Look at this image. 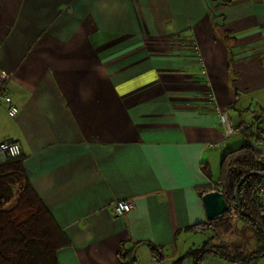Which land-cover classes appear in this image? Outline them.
I'll return each instance as SVG.
<instances>
[{"label": "crops", "instance_id": "0c3cea01", "mask_svg": "<svg viewBox=\"0 0 264 264\" xmlns=\"http://www.w3.org/2000/svg\"><path fill=\"white\" fill-rule=\"evenodd\" d=\"M0 69L19 107L0 104V142L25 151L69 242L59 264H157L150 244L173 264L208 240L234 259L264 250L236 215L188 229L209 222L201 196L225 152L264 150V0H0ZM220 112L241 132L225 140ZM121 198L134 208L117 215Z\"/></svg>", "mask_w": 264, "mask_h": 264}, {"label": "trees", "instance_id": "16d2710c", "mask_svg": "<svg viewBox=\"0 0 264 264\" xmlns=\"http://www.w3.org/2000/svg\"><path fill=\"white\" fill-rule=\"evenodd\" d=\"M23 162L22 156L0 164V264H59L58 252L69 242L48 207L31 187ZM203 170L211 177L209 166L204 165ZM243 178L236 198V188ZM263 179L264 152L261 149L245 142L226 151L217 184L229 208L224 216L213 221L236 213L264 232V210L255 196V189ZM203 225L198 223L188 229L200 230ZM150 249L157 264H164L162 250L154 244H150ZM210 253L231 261L246 262L261 257L264 250L241 260L226 256L218 246H205L188 252L173 264H183L186 256L192 257L194 264H200ZM119 258L125 264H137L131 251L119 253Z\"/></svg>", "mask_w": 264, "mask_h": 264}, {"label": "built area", "instance_id": "2783aa9c", "mask_svg": "<svg viewBox=\"0 0 264 264\" xmlns=\"http://www.w3.org/2000/svg\"><path fill=\"white\" fill-rule=\"evenodd\" d=\"M10 78L11 75L8 71L0 69V104L4 106L9 116L16 117L19 113V107L15 104L9 89L7 88V82ZM219 118L223 127L225 140L241 132L242 128L233 122L228 112H220ZM259 132L262 145L264 146V126L260 128ZM24 153L25 151L18 141L5 140L0 142V164L7 162L8 160L22 157ZM256 196L264 210V179L257 188ZM133 208V202L124 198L116 200L113 204V211L117 215L127 214L133 210Z\"/></svg>", "mask_w": 264, "mask_h": 264}, {"label": "water", "instance_id": "95a60500", "mask_svg": "<svg viewBox=\"0 0 264 264\" xmlns=\"http://www.w3.org/2000/svg\"><path fill=\"white\" fill-rule=\"evenodd\" d=\"M243 180L244 178L240 181L236 188V198L238 195L239 186L242 184ZM201 200L207 219L209 221H213L224 216L228 211L229 207L227 199L224 193L220 190H211L203 193L201 196Z\"/></svg>", "mask_w": 264, "mask_h": 264}, {"label": "rangeland", "instance_id": "374dc122", "mask_svg": "<svg viewBox=\"0 0 264 264\" xmlns=\"http://www.w3.org/2000/svg\"><path fill=\"white\" fill-rule=\"evenodd\" d=\"M262 126H264V125H261L260 127H259V129H258V137H259V141H260V132H259V130H260V128H262ZM263 152H264V150H262ZM210 189H212V190H219V186H218V184H217V182H214V184H212L211 186H210ZM256 192H257V187H256V189H255V196H256ZM258 200V199H257ZM234 215H236V216H238L236 213H233V215L230 217V216H227V217H224V219H219L220 221H222V220H229V219H232V217L234 216ZM239 217V216H238ZM219 220H216V221H213V222H205L204 224L205 225H203V226H201L200 227V230H195L196 232H199V233H202L203 231H206V230H208V229H211V228H215L214 229V233L215 234H217V230L218 229H216V226L214 225V224H216V222H219ZM214 223V224H213ZM205 246H212L211 244H210V242H209V240L208 241H205L199 248H195V249H193V250H191L190 252H193V251H196V250H200V249H203ZM210 254H207L203 259H202V261L200 262V264L201 263H205L206 262V260L208 259V256H209Z\"/></svg>", "mask_w": 264, "mask_h": 264}]
</instances>
